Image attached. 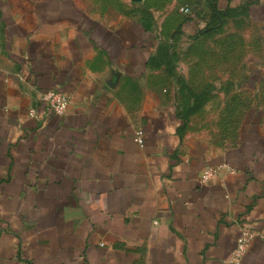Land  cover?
Returning <instances> with one entry per match:
<instances>
[{"label":"crops","instance_id":"0c3cea01","mask_svg":"<svg viewBox=\"0 0 264 264\" xmlns=\"http://www.w3.org/2000/svg\"><path fill=\"white\" fill-rule=\"evenodd\" d=\"M90 1L0 0V264H264V105L211 135L194 115L239 85L195 89L177 71V48L239 15L264 21V0H125L116 15ZM226 7L245 13L194 36ZM47 89L70 95L66 113L40 101L30 116ZM206 165L233 171L202 184ZM243 226L261 236L232 260Z\"/></svg>","mask_w":264,"mask_h":264},{"label":"rangeland","instance_id":"374dc122","mask_svg":"<svg viewBox=\"0 0 264 264\" xmlns=\"http://www.w3.org/2000/svg\"><path fill=\"white\" fill-rule=\"evenodd\" d=\"M125 4V0L90 1L95 10L106 9V13L113 15ZM230 20L202 42L185 50L177 48L180 65L185 66L177 71H188V81L193 88L228 90L239 85L236 92H210V99L194 115L196 126L223 138L234 135L249 107L264 105V21L253 22L240 15L231 20L235 24Z\"/></svg>","mask_w":264,"mask_h":264},{"label":"built area","instance_id":"2783aa9c","mask_svg":"<svg viewBox=\"0 0 264 264\" xmlns=\"http://www.w3.org/2000/svg\"><path fill=\"white\" fill-rule=\"evenodd\" d=\"M184 12H189L188 7H183ZM21 78H24L21 76ZM34 104L28 108V113L32 117L37 116V105L40 101H44L48 110L56 116H62L66 113L68 105L70 102V95L66 92L59 91L57 89H47L40 91L36 94L34 99ZM134 139L140 144L143 145V134L140 129H137L134 133ZM224 170L233 171L232 168L226 165H206L200 175L199 182L202 184L214 183L221 172ZM261 236V233H258L255 229L249 226H243L240 236L237 238L235 247L231 251L232 260H237L242 257L247 251L251 240L256 237ZM264 236V232L262 233Z\"/></svg>","mask_w":264,"mask_h":264},{"label":"trees","instance_id":"16d2710c","mask_svg":"<svg viewBox=\"0 0 264 264\" xmlns=\"http://www.w3.org/2000/svg\"><path fill=\"white\" fill-rule=\"evenodd\" d=\"M241 12L245 13L244 9L240 7L237 8L226 7L224 10L213 8L209 23H207V25L196 31V33H194V36L197 37L199 36L198 34L211 35L212 32L215 31L213 27L214 24L218 23L220 19H224L225 17L235 16L240 14ZM209 27L211 28L207 29ZM180 32H181L180 29H177L173 34V39H175ZM175 57H176V52L173 50V46L171 43H163L159 46L157 52V59L161 61L160 63L165 64L167 70L173 71ZM179 82L183 89L187 87V84L184 82L182 78L179 79ZM207 94L208 93L206 90H203L198 93L190 92L188 94V99L192 100V105L187 108V110L185 111L186 113L185 115H187V113L189 112H194L195 110H197L199 106L202 105L203 102L206 100Z\"/></svg>","mask_w":264,"mask_h":264},{"label":"water","instance_id":"95a60500","mask_svg":"<svg viewBox=\"0 0 264 264\" xmlns=\"http://www.w3.org/2000/svg\"><path fill=\"white\" fill-rule=\"evenodd\" d=\"M133 1H141V0H133Z\"/></svg>","mask_w":264,"mask_h":264}]
</instances>
